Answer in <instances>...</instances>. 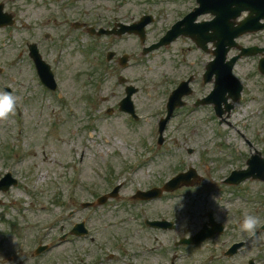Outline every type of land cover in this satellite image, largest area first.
I'll return each instance as SVG.
<instances>
[{"label": "rangeland", "instance_id": "obj_1", "mask_svg": "<svg viewBox=\"0 0 264 264\" xmlns=\"http://www.w3.org/2000/svg\"><path fill=\"white\" fill-rule=\"evenodd\" d=\"M0 1L5 2L6 11H18L19 14V23L15 27L0 29V90L2 85H10L16 91L17 105L21 109V114L15 110L8 119L0 120V175L11 171L19 178L17 186L0 194L5 201L0 205V264H92L95 257L103 259L101 264H123V257L119 261H106L108 256L95 240L94 245L91 244L95 229H99L95 234L97 240L113 247L112 231L119 232L120 238L128 232L133 244L129 248L135 249L136 258L142 259L146 258L147 252H144V244L152 247L154 240L161 246L164 240L170 249L168 257L160 259L161 251L155 248L147 256L153 264L166 263L173 249H177V254H184L179 262L186 258L189 261L186 264H194L207 254L221 253V240L228 237L213 238L196 250L182 251L175 242L185 234L183 228L179 232L139 230L143 222L137 219L142 205L133 198L135 191L159 185L177 168L192 165L205 180L183 187L184 192L173 191L151 201L146 205L150 215L156 218L165 215L169 219L179 216L183 225L197 229L205 219V208H208L229 225L232 235L239 234V239L249 237L240 228L245 212L264 221V182L249 180L236 187L219 181L230 168L244 162L239 155L247 156L252 152L238 132L240 127L255 146L264 149V75L257 68L259 55L239 60L235 72L248 91L221 126L220 118L212 108L194 106L196 98L203 96L210 86L202 81L204 64L210 56L183 37L169 47L141 56L142 44L136 35L106 38L92 36L84 30L83 35L77 31L67 33L64 58L59 67H55L62 90L55 95L41 85L28 48L22 44L23 40L31 43L44 38V31L40 32L44 27L34 24L37 17L51 14V10L63 14L62 9L66 7L70 9L72 19L78 18L77 14L82 11L83 20L91 25L99 18L108 20L116 16L132 22L143 13L154 12L157 22L148 27L149 42H153L163 30L161 27L165 28L173 19L164 10H181L193 0ZM22 19H27L35 28H22ZM239 40L244 45L254 41L264 43V32ZM53 41H45L47 49L51 45L56 49L59 38L55 45ZM48 52V58L54 64V51ZM111 52H116L115 61L110 59ZM124 53L131 55L126 69L117 62ZM190 73L195 75L194 94L188 99L187 106L175 111L165 132V143L159 147L158 122L166 113L168 94L165 91L171 87L170 77L175 75L179 80ZM120 74L139 90L133 95L137 113L141 116L137 120L118 107L126 91V84L120 82ZM60 93L65 100L59 97ZM111 107L114 111L109 113ZM125 171L131 173L132 179L125 178ZM117 180L124 182L119 198L109 200L96 210L82 209L78 205L77 199L81 203L96 199V193L107 188L108 191ZM75 187L80 197L71 199L75 202L71 208L76 211L73 210L75 214L70 223L85 220L91 229L89 242L69 240L39 256L30 253L47 229L49 236L45 239L59 240L63 221L51 225L52 232L49 226L43 230L41 224L60 210L59 204L50 202L52 192L59 191L65 197L67 190ZM118 221L127 223L113 226ZM66 224L70 227L68 222ZM262 239L264 231L255 239V244L252 241L239 254V262L247 263L250 248L252 253L264 254ZM211 246L219 248L210 252ZM84 254L86 262L83 263Z\"/></svg>", "mask_w": 264, "mask_h": 264}, {"label": "flooded vegetation", "instance_id": "obj_2", "mask_svg": "<svg viewBox=\"0 0 264 264\" xmlns=\"http://www.w3.org/2000/svg\"><path fill=\"white\" fill-rule=\"evenodd\" d=\"M229 1H231L232 4H231V6L228 9V17L231 15L232 11L239 12V2H238V0H229ZM0 3H1V1H0ZM198 4H199V0H193V2L191 4H189V5L186 4L188 6H185V8H181V10H177V9H174V8L171 9V10L165 9L164 12H166L167 14H170L173 17V19L171 20L170 24H168V26L164 29V31L160 32V34L161 33L162 34L161 35L158 34V37L159 36L161 37L162 35H164L167 32V30L170 29V27L172 26L173 23H175L176 21L182 20L185 15L187 16V14L188 15L190 14L193 17V21L196 20V22L210 21L211 22V27H210L209 32H210V34H213L215 32L214 24L212 23V21L214 19V13H213V11L211 13H202V11L199 9L200 6ZM64 8H65V10H64L63 14H58L59 23L55 20L56 14L42 15V16L36 18L37 21H35V24H39V27H44L43 29L40 28V32H42V30L44 31V33H43V37L44 38L43 39L39 38L37 41H34V43L37 44L41 54L43 55V58L46 59V60H47V58L50 55V52H48V51H50V50L56 51V49L53 48L52 45L47 49V47H46L47 44H46L45 41L48 40V39L54 40L53 44L55 45V41L57 40L56 39L57 35H59L61 33H64V34L67 33V27H68L67 25H69L70 28H72V26H73L78 33L83 35V29H84L83 28V13L82 14L79 13V18H81V21L79 23H75V22H72L71 19H70L71 14L65 12V11L70 12V9L66 8V7H64ZM59 10H57V11H59ZM52 11H54V10H52ZM15 15H16V19L18 21L17 13ZM155 16H157V14H155ZM204 16H207V17L203 18ZM230 19L231 18H229L228 20H230ZM26 20H24V22ZM238 21H239V18H238ZM121 22H123V21L115 20V19H108V20L106 19L105 20L104 18H99V20L97 22V27L99 29L101 28V31L102 30H106V31H108L107 33H109V31L119 30L122 27V25L120 24ZM153 22L151 23L152 25L154 24ZM75 24H77V25H75ZM151 24H149L147 26L148 35L150 33L148 27ZM85 27L89 28L88 26H85ZM62 28H64V29L61 30ZM161 28H164V27L162 26ZM86 31H89V29L86 30ZM262 32H264V31H262ZM115 35H117V34L115 32H112V34H110V35H102L100 37H104V36H106V37H111V36L115 37ZM183 37H186V36H183ZM187 38H189V37H187ZM58 43L59 42H57V44ZM29 44H30L29 41H26V46H28ZM249 45H258V46H260L261 48H263V53H264V43H261L260 41H254V42L248 44V46ZM215 49H216V46L212 47L211 50H210L211 53ZM231 51H234V52H233V54H230V55H235V54L238 53L237 49H234V50H231ZM117 62L119 64L118 59H117ZM258 63H259V59H258ZM0 67H1V64H0ZM191 75H193V79H194V74H191ZM193 84H194V82H193ZM208 84L210 86L207 89V91L204 93L203 96L208 95L209 93H211L214 90L215 77H212L211 81ZM204 85H207V84H204ZM193 94H194V88H193L192 94L190 96H187V102H188V99L193 96ZM203 96H201V97H203ZM209 107L212 108V110L215 111V104H211V106H209ZM160 219H163V218H160ZM180 219H182V217H179V216L175 217L174 219H170L172 221V224L170 226V229H168V230L169 231L173 230L174 232H179V231L182 230V228L184 229V233L185 234H181L180 238L178 240H176V242H175V245L177 246V248H180L182 251H190L192 249L196 250L198 247H201V245L205 244V242H207L208 240H211L213 238L221 239L223 237H228L227 239L221 240V243H223L221 245L225 246V248L223 249V252L222 253H218V254H213V257L211 258L209 264H249L251 259H255L256 262H257L256 264H264V254L263 255H259V254L257 255L256 254L253 257H248L247 258V263H244L245 261L239 262V250H237V252L234 253V254L227 253V251L230 249L232 244L239 242V234L238 235H232L229 225L225 228V230L223 231L222 234H216L215 236H213L212 238L206 240L203 243L194 244V245L178 244V241L182 240L185 237L192 236L198 230V229L193 228L191 225H183V223L180 221ZM118 223H119V225H122V226L124 224H126L124 222H118ZM166 229L147 227L146 231L149 233L150 231H157V230L158 231H167ZM193 229H195V232H192ZM113 232L114 233L112 234V236H113V238L115 240H120L121 239V240L129 241L131 239V237H130L128 232L123 233V237L122 238H120L119 232H117V231H113ZM190 232H192V233H190ZM155 237H158V236H155ZM70 239H71V237H68L67 241L70 240ZM160 239L161 238H159V240ZM166 246L167 245H166L165 241L164 240L161 241V246L159 248V250L161 251L160 252V259H167V257H168V252L170 251V249L167 248ZM156 249L150 246L148 248L149 252H145L146 256L150 255L152 253L151 251L152 250H156ZM183 256H184V254H182V255L177 254V249H173V251H172V253L170 255V258L167 260V262L164 263V262L161 261V264H186L187 262H189L186 258L184 260H181V262H179V259L181 257H183ZM198 261L199 260H196L194 264H198ZM152 262H153V260H151L149 257H147L146 264H153Z\"/></svg>", "mask_w": 264, "mask_h": 264}, {"label": "water", "instance_id": "obj_3", "mask_svg": "<svg viewBox=\"0 0 264 264\" xmlns=\"http://www.w3.org/2000/svg\"><path fill=\"white\" fill-rule=\"evenodd\" d=\"M8 18H10V15H8ZM151 19L148 17L147 19H142L139 24H135L133 26H130L131 29H129L130 31H133L135 33H138L141 38L144 40L145 39V30H144V26L150 21ZM10 21V19H9ZM6 17L3 13H0V24H4L6 23ZM11 22V21H10ZM128 30V31H129ZM129 31V32H130ZM126 32V29H123L121 32H119V34H122ZM161 43L159 44H155L153 45L152 48L146 50L149 51L153 48H157L160 46ZM31 48V51H32V56L35 58L36 62H37V65H38V68H39V71L43 77V80L45 83H47L49 86H52V87H55V83H54V80H53V76H52V73L50 71V68L48 65H46L45 63L42 62L41 60V57L38 53V50H37V46L35 44H32L30 46ZM220 54H221V57H222V51H220ZM126 61H127V57H124L122 58L121 62L122 64H126ZM231 68H232V65H228L227 66V70L230 74L231 72ZM134 91L133 88H130L128 89V97L124 99V101L122 102V109L125 110V111H128V112H131L132 114L135 113V110H134V107H133V103L131 101V94L132 92ZM252 162V161H251ZM261 171H263V169H261ZM260 171V172H261ZM250 173H252L251 169H250ZM195 174V171L194 170H191V172L187 173V174H184V175H181L179 179H186V178H189L191 175ZM238 181H239V178H238ZM11 182L7 181L4 183V189H7L9 186H10Z\"/></svg>", "mask_w": 264, "mask_h": 264}, {"label": "clouds", "instance_id": "obj_4", "mask_svg": "<svg viewBox=\"0 0 264 264\" xmlns=\"http://www.w3.org/2000/svg\"><path fill=\"white\" fill-rule=\"evenodd\" d=\"M17 103L18 97L14 92L0 90V120L8 119L15 112ZM261 224H264V221L258 216L245 212L240 228L249 237H256ZM253 243L255 244L256 240H253Z\"/></svg>", "mask_w": 264, "mask_h": 264}]
</instances>
